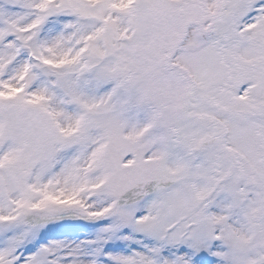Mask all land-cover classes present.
Listing matches in <instances>:
<instances>
[{"label":"snow or ice","instance_id":"snow-or-ice-1","mask_svg":"<svg viewBox=\"0 0 264 264\" xmlns=\"http://www.w3.org/2000/svg\"><path fill=\"white\" fill-rule=\"evenodd\" d=\"M0 264H264V0H0Z\"/></svg>","mask_w":264,"mask_h":264}]
</instances>
